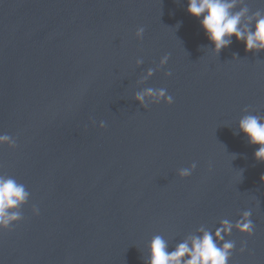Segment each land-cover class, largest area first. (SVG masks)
<instances>
[{
  "label": "water",
  "instance_id": "obj_1",
  "mask_svg": "<svg viewBox=\"0 0 264 264\" xmlns=\"http://www.w3.org/2000/svg\"><path fill=\"white\" fill-rule=\"evenodd\" d=\"M244 6L264 13V0ZM187 7L0 0V134L17 138L0 147V173L30 193L24 220L0 233V264H147L154 235L171 251L246 210L255 235L226 237L229 264H264V162L239 128L246 114L264 116V51L233 37L217 55ZM149 87L174 103L143 108L134 95Z\"/></svg>",
  "mask_w": 264,
  "mask_h": 264
},
{
  "label": "clouds",
  "instance_id": "obj_2",
  "mask_svg": "<svg viewBox=\"0 0 264 264\" xmlns=\"http://www.w3.org/2000/svg\"><path fill=\"white\" fill-rule=\"evenodd\" d=\"M240 4H244V0H188V13L199 20L208 40L214 45L213 52L217 55L232 44L233 37L245 44L247 52L264 51V13L257 11L249 16L246 6L236 10ZM179 26L178 23L177 27ZM144 32L145 29L139 27L135 35L142 40ZM169 59L168 55L163 56L157 68H149L140 83L146 82L156 71L163 69ZM143 63L142 58L136 61L138 66ZM165 76L171 77L172 72H165ZM134 98L145 109L151 104L174 103L173 96L165 88H144L137 91ZM245 112H248V109H245ZM99 127L105 128L106 123L100 121ZM239 128L251 145L259 146L254 155L257 161L264 162V116L246 114L239 120ZM4 145L15 149L17 138L0 134V147ZM196 168L197 163L193 162L190 167L179 169L178 175L188 178ZM261 179H264V176ZM29 199L30 193L24 184L12 176L0 173V233L11 231L13 225L24 220L19 209H22ZM32 213L35 216L40 215V209L35 204L32 205ZM234 230L248 237L255 235V224L250 210L242 212L235 223L228 219L220 220L214 232L201 227L198 230L199 235L186 238L171 251L163 236L154 235L150 242V259L147 264H229L236 250V242L226 237H230ZM239 251L241 254L248 251L247 241L241 242Z\"/></svg>",
  "mask_w": 264,
  "mask_h": 264
}]
</instances>
